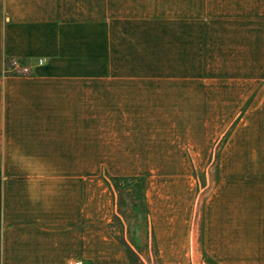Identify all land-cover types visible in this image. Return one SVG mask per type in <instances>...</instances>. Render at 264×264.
Returning <instances> with one entry per match:
<instances>
[{
  "label": "crops",
  "instance_id": "0c3cea01",
  "mask_svg": "<svg viewBox=\"0 0 264 264\" xmlns=\"http://www.w3.org/2000/svg\"><path fill=\"white\" fill-rule=\"evenodd\" d=\"M109 3L0 0V264H130L108 229L115 206L102 168L146 176L161 264H205L201 252L217 264H264V181L224 180L228 169L219 167L202 199L200 243L195 222L198 163L190 159L209 158L213 138L197 123L190 78L260 76L240 68L244 23H209L200 49L209 68L115 69L116 18L126 15ZM235 10L229 15L246 13ZM13 58L28 61L30 72H7ZM171 78L188 80H164ZM186 83V103L148 107V88L178 92ZM157 109L167 112L147 118ZM164 168L171 173L155 175Z\"/></svg>",
  "mask_w": 264,
  "mask_h": 264
},
{
  "label": "rangeland",
  "instance_id": "374dc122",
  "mask_svg": "<svg viewBox=\"0 0 264 264\" xmlns=\"http://www.w3.org/2000/svg\"><path fill=\"white\" fill-rule=\"evenodd\" d=\"M108 1L112 6H116L117 14L126 15V20L116 18V24H121V29L115 31L117 36L112 45V52L116 56L115 69L203 70L208 67V61L200 49L204 47V39L210 38L209 23H215L217 27L218 23H244L245 62L240 68H243L245 73H255L258 70L260 76L190 78L191 81L195 80L193 83L197 89V123L206 122V129L212 133L213 138L211 147H206L211 151L209 158L190 159L194 164L195 160L198 163V166L193 167V172L197 187L199 185L195 222L197 240L200 243L202 199L204 200L210 188L219 180V167L228 169V177L224 180L264 181V0H101V9L107 7ZM119 4L126 7L118 10L121 6ZM236 8H243L246 13L229 15L230 12L240 11L235 10ZM220 13L225 18H221ZM234 16L240 19L228 18ZM247 16L249 18H246ZM191 41L193 49L196 48L192 55L185 53ZM129 53L131 60L128 59ZM125 54L127 60H124ZM17 60L21 66L32 69L25 59ZM12 61L13 59H9L5 62L7 72L26 74L15 70ZM102 65L107 68V62H101V68H104ZM214 68H217L216 65ZM227 68V65L221 64L220 69ZM164 80L181 83L188 78ZM187 85L188 83L178 92L174 87L166 90L157 86L148 88V107H161L163 104L167 107L173 100L186 103L192 96L187 92ZM184 89L185 92L182 91ZM141 94L135 95L141 97ZM157 110H148L147 118H160L161 112H167L165 109ZM144 112L141 110L136 114L144 116ZM155 112L157 113L154 114ZM202 151H197V154L203 155ZM156 160L162 162L163 159ZM204 165L205 168L199 169ZM162 173L159 170L155 175L162 177L171 172L170 169H165ZM105 174L109 173L102 168L101 179L104 180ZM86 177L87 175L84 180ZM90 180L94 178L91 177ZM128 184L117 182V189L112 185L109 188L115 215L109 222L108 229L125 248L130 264H161L156 255L142 191L138 185L132 183L131 186L136 187V190H133L127 187ZM201 260L205 264H217L204 252H201Z\"/></svg>",
  "mask_w": 264,
  "mask_h": 264
},
{
  "label": "trees",
  "instance_id": "16d2710c",
  "mask_svg": "<svg viewBox=\"0 0 264 264\" xmlns=\"http://www.w3.org/2000/svg\"><path fill=\"white\" fill-rule=\"evenodd\" d=\"M226 140L227 139L225 138V141ZM104 181L109 188H111V185H112L116 189H117V182L129 183L127 185V187H129L133 190H136V187L131 186V184L134 183V184L138 185L142 191L143 204L145 207V212L149 218V210H148L147 201H146V176L145 175H111V174H105L104 175ZM149 223H150V218H149ZM151 228H152V226H151ZM152 234H153V239H154L155 246H156V255L159 259V250H158V246H157V242L155 239L153 228H152Z\"/></svg>",
  "mask_w": 264,
  "mask_h": 264
},
{
  "label": "built area",
  "instance_id": "2783aa9c",
  "mask_svg": "<svg viewBox=\"0 0 264 264\" xmlns=\"http://www.w3.org/2000/svg\"><path fill=\"white\" fill-rule=\"evenodd\" d=\"M12 64H13V68L17 71H20V72H24V73H28L29 68L26 67V66H21L19 64V61L17 60V58H13V61H12ZM68 264H81V260H69L68 261Z\"/></svg>",
  "mask_w": 264,
  "mask_h": 264
}]
</instances>
